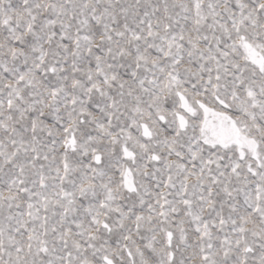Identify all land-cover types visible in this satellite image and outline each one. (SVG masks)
<instances>
[{"label":"snow or ice","instance_id":"6c2138e0","mask_svg":"<svg viewBox=\"0 0 264 264\" xmlns=\"http://www.w3.org/2000/svg\"><path fill=\"white\" fill-rule=\"evenodd\" d=\"M0 264H264V0H0Z\"/></svg>","mask_w":264,"mask_h":264}]
</instances>
